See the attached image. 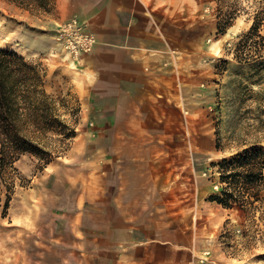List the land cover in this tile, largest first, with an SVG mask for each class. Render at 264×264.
I'll return each instance as SVG.
<instances>
[{
    "label": "rangeland",
    "instance_id": "1",
    "mask_svg": "<svg viewBox=\"0 0 264 264\" xmlns=\"http://www.w3.org/2000/svg\"><path fill=\"white\" fill-rule=\"evenodd\" d=\"M55 4L0 0V47L28 56L27 46L48 42L52 33L41 32ZM166 17L175 40L190 48L180 75L188 105L176 79L178 93L166 98L164 111L151 110L145 127L131 131L136 141L124 152L133 158L123 164L148 181L144 190L156 200L215 202L228 210L232 219L218 218L210 238L234 264H264V0H183L180 16ZM25 58L38 69L29 83L39 93L23 106L57 121L24 129L33 140L28 151L3 153L0 143V264H81V237L50 214L53 196H67L70 169L90 162L95 118L76 91L79 61L56 45ZM207 222L204 231L212 229Z\"/></svg>",
    "mask_w": 264,
    "mask_h": 264
},
{
    "label": "crops",
    "instance_id": "2",
    "mask_svg": "<svg viewBox=\"0 0 264 264\" xmlns=\"http://www.w3.org/2000/svg\"><path fill=\"white\" fill-rule=\"evenodd\" d=\"M141 1L55 0L53 19L41 32L52 33L50 41L38 40L27 46L30 55L22 54L31 59L51 50L57 26L73 17L97 39L78 62L76 85L95 118V150L85 169H70L67 196H53L56 210L50 215L81 237V264H234L228 249L225 253L222 243L210 238L218 218L222 224L232 219L228 210L215 202L156 200L144 190L148 181L140 182L138 171L123 164L133 158L124 152L136 141L131 131L145 127L151 110L164 111L166 98L178 93L176 79L182 106L188 105L180 75L190 48L175 40L166 17L180 16L183 0ZM70 203L72 212L66 210ZM204 220L212 229L204 231Z\"/></svg>",
    "mask_w": 264,
    "mask_h": 264
},
{
    "label": "trees",
    "instance_id": "3",
    "mask_svg": "<svg viewBox=\"0 0 264 264\" xmlns=\"http://www.w3.org/2000/svg\"><path fill=\"white\" fill-rule=\"evenodd\" d=\"M38 74L37 67L24 56L0 47V143L3 153L9 148L19 152L30 150L33 140L23 135L30 124L47 127L57 121L49 111L23 106L38 97L39 92L31 90L29 83L36 81Z\"/></svg>",
    "mask_w": 264,
    "mask_h": 264
},
{
    "label": "built area",
    "instance_id": "4",
    "mask_svg": "<svg viewBox=\"0 0 264 264\" xmlns=\"http://www.w3.org/2000/svg\"><path fill=\"white\" fill-rule=\"evenodd\" d=\"M55 42L57 47L79 61L83 54L94 50L97 39L85 23L72 18L57 26Z\"/></svg>",
    "mask_w": 264,
    "mask_h": 264
},
{
    "label": "bare ground",
    "instance_id": "5",
    "mask_svg": "<svg viewBox=\"0 0 264 264\" xmlns=\"http://www.w3.org/2000/svg\"><path fill=\"white\" fill-rule=\"evenodd\" d=\"M141 1V0H140ZM142 2V1H141ZM196 217V216H195Z\"/></svg>",
    "mask_w": 264,
    "mask_h": 264
}]
</instances>
